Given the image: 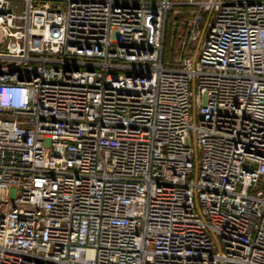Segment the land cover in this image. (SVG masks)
<instances>
[{"label": "built area", "instance_id": "obj_1", "mask_svg": "<svg viewBox=\"0 0 264 264\" xmlns=\"http://www.w3.org/2000/svg\"><path fill=\"white\" fill-rule=\"evenodd\" d=\"M22 1L0 0V264H264V0Z\"/></svg>", "mask_w": 264, "mask_h": 264}, {"label": "rangeland", "instance_id": "obj_2", "mask_svg": "<svg viewBox=\"0 0 264 264\" xmlns=\"http://www.w3.org/2000/svg\"><path fill=\"white\" fill-rule=\"evenodd\" d=\"M14 5L18 6L17 12H21L25 8L22 0H12V6H14ZM50 5L53 8H58V9L63 7V3H60V2L50 1ZM183 10L189 11L190 14L194 13V10H192L188 7H186V8L180 7V8H175V10L170 13V16H172L173 18L179 17V15L181 14V11H183ZM177 25H175V23H173L171 26V38L173 39L171 45H173V46L176 45L177 42H179V35L183 32V29H184L180 25V21L177 22ZM179 45H180V43H178V45H177L178 48H179ZM170 61H172V58L170 59Z\"/></svg>", "mask_w": 264, "mask_h": 264}, {"label": "trees", "instance_id": "obj_3", "mask_svg": "<svg viewBox=\"0 0 264 264\" xmlns=\"http://www.w3.org/2000/svg\"><path fill=\"white\" fill-rule=\"evenodd\" d=\"M190 15L189 11L183 10L181 11V14L179 17L173 18L172 16H168V22H167V35H166V43H165V61H169L171 58L175 56V53L179 51V48L177 47L178 43L176 45H171L172 38H171V26L173 23L177 25L178 21H181L185 18H187Z\"/></svg>", "mask_w": 264, "mask_h": 264}]
</instances>
